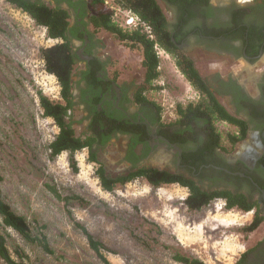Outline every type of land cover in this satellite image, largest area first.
<instances>
[{"label":"rangeland","instance_id":"obj_1","mask_svg":"<svg viewBox=\"0 0 264 264\" xmlns=\"http://www.w3.org/2000/svg\"><path fill=\"white\" fill-rule=\"evenodd\" d=\"M157 1L172 21V13ZM71 12L75 25L76 15ZM126 18L124 9L114 13L118 26L131 32ZM95 38L100 40L98 53L107 57L110 74L115 73L120 82L134 80L139 86L145 74L141 50L130 49L105 32ZM55 44L29 15L0 0V190L15 212L26 218L32 235L45 237L49 248L46 251L41 244L26 241L5 228L0 219V233L7 237L11 250L18 248L26 264H104L90 248L83 227L105 246L104 255L112 264H181L173 259L176 253L206 264H236L243 253L264 240V221L253 232L246 231L254 211L227 209L224 200L192 211L185 204L187 190L179 185L154 187L142 177L107 192L96 173L98 164L89 160L88 148L76 153L77 170L68 152L52 159L49 145L59 129L52 119L44 117L38 92L53 102H62L58 81L46 72L41 54L42 49ZM73 44L78 51L80 42L74 40ZM164 51L161 49L159 55L157 88L144 94L161 106L165 121H175L177 106L196 104L200 95L175 58ZM190 57L209 80L233 74L248 88L264 67V59L250 66L243 60L201 51ZM76 80L75 75V95L79 90ZM77 101L72 112L74 127L78 136H85L87 121ZM216 127L229 147L226 135L235 128L224 122ZM250 143L237 144L233 152L239 154ZM117 153L113 146L103 152L102 159L112 175L122 170ZM0 264L6 263L0 259Z\"/></svg>","mask_w":264,"mask_h":264},{"label":"flooded vegetation","instance_id":"obj_2","mask_svg":"<svg viewBox=\"0 0 264 264\" xmlns=\"http://www.w3.org/2000/svg\"><path fill=\"white\" fill-rule=\"evenodd\" d=\"M160 1L173 15L168 26L179 40V50L188 57L201 51L243 60L250 66L264 59L262 0H234L223 4L216 0ZM81 30L85 35L84 41L77 40L81 68L76 75L79 90L77 95L73 92L74 102L78 99L87 121V133L94 135L90 130L92 123L98 127L97 141L88 153L89 156L91 152L96 153L106 174L116 178L144 167L156 168L192 180L208 193L244 195L249 203H257L252 210L255 214L257 211L264 214V67L249 88L233 74L209 80L199 71L221 104L248 126L244 141L251 143L236 154L231 145L217 147L206 129L201 130L193 124L195 132L192 133L184 125H173L176 120L165 121L158 104L138 102L141 84L137 86L134 80L120 82L115 73L110 74L107 57L98 53L100 40L90 39L84 27ZM143 81L144 78L141 83ZM177 118L180 117L177 115ZM112 146L118 151L122 165L121 172L116 175H112L102 159L106 148ZM166 185H179L189 194L191 191L179 183ZM213 200L226 202L223 197ZM261 241L263 244L249 254L244 264H264V240Z\"/></svg>","mask_w":264,"mask_h":264},{"label":"trees","instance_id":"obj_3","mask_svg":"<svg viewBox=\"0 0 264 264\" xmlns=\"http://www.w3.org/2000/svg\"><path fill=\"white\" fill-rule=\"evenodd\" d=\"M15 8L21 10L30 16L38 25L46 29L47 37L58 42L41 50L45 62L46 72L53 75L60 86V96L62 102H53L42 92H38L39 103L46 118L52 119L57 125L59 132L49 145L50 157L54 159L64 152L70 155V161L74 170H77L75 164V155L83 149L92 148L97 141L95 136L98 127L95 123L91 125V135L86 132L85 136H78L75 130L72 112L76 108L74 102V77L78 73L79 56L73 44L74 40L84 41L86 29L92 37L105 32L112 34L121 44L130 49H140L142 52L141 65L145 70L144 81L141 83L137 93L138 102H151L145 96V92L157 88L155 81L159 78L160 58L155 49L157 44L161 49L170 53L176 60V65L191 84L199 93L200 98L196 104L183 106L179 104L176 112L180 118L173 125H184L195 132L193 124L201 130L206 129L215 139V145L218 147L223 144V136L218 131L216 123L224 122L235 128L231 133H227L226 139L233 149L240 142L247 138L248 126L246 122L232 115L211 91L207 82L200 75L194 61L179 50L177 44L179 40L175 39L171 29L168 26V18L163 12L157 0H114L115 3L124 10L130 11L138 16L143 22L151 26L155 39L151 40L140 29L133 31L123 30L114 20V11L106 4V0H6ZM264 3V0H262ZM64 5H67L65 7ZM76 15V23L72 25V12ZM174 39V40H173ZM78 70V71H77ZM154 103V102H153ZM161 113V108L158 106ZM161 121V117L159 118ZM196 134V133H195ZM89 160L98 164L96 170L97 176L101 181L102 188L107 192H113L119 184H125L135 178H145L154 187L162 184L179 183L182 186L190 188V194L185 204L189 210L199 211L208 205L214 198L223 197L226 199L227 209L235 207L250 212L254 209L255 204L249 203L248 199L241 194L232 192H215L208 193L203 191L192 180L183 179L179 176L168 172L159 171L156 168H141L131 172L128 176L121 175L113 178L106 174L103 165L97 161L96 153L91 152ZM2 177L0 176V181ZM0 219L5 228L11 229L22 236L28 242H37L49 251L48 243L45 237H34L30 225L26 218L19 215L4 199L0 190ZM264 221V215L257 211L252 223L246 227L247 232H253ZM90 248L97 254L104 264H112L104 255L105 246L94 238L85 228L82 227ZM263 244L258 242L257 246L247 250L242 254L236 264H244L251 252ZM0 259L6 264H26L23 254L18 248L11 250L8 245L7 237L0 233ZM176 262L181 264H206L197 258H191L179 253L173 256Z\"/></svg>","mask_w":264,"mask_h":264},{"label":"built area","instance_id":"obj_4","mask_svg":"<svg viewBox=\"0 0 264 264\" xmlns=\"http://www.w3.org/2000/svg\"><path fill=\"white\" fill-rule=\"evenodd\" d=\"M111 2L114 3L115 6H113ZM106 4L115 12L123 10L113 0H106ZM125 11H126V14H127V18L125 19L126 27H128L131 30H135V29L140 28L148 36L149 39H151V40L155 39V35H154L153 29L151 28V26H149L148 24L143 22L138 16H136L132 12L124 10V12ZM52 41H55L56 43L58 42L57 40H52ZM155 49H156L157 54L159 56L161 48L156 44L155 45Z\"/></svg>","mask_w":264,"mask_h":264}]
</instances>
